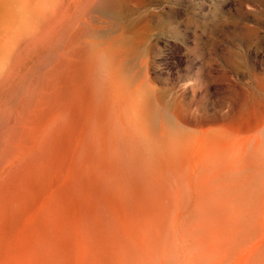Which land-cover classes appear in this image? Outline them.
Returning a JSON list of instances; mask_svg holds the SVG:
<instances>
[{
    "label": "bare ground",
    "instance_id": "obj_1",
    "mask_svg": "<svg viewBox=\"0 0 264 264\" xmlns=\"http://www.w3.org/2000/svg\"><path fill=\"white\" fill-rule=\"evenodd\" d=\"M110 8L0 0V264H264L253 109L186 133L140 83L145 63L127 64L128 44L99 45L82 21Z\"/></svg>",
    "mask_w": 264,
    "mask_h": 264
},
{
    "label": "rangeland",
    "instance_id": "obj_2",
    "mask_svg": "<svg viewBox=\"0 0 264 264\" xmlns=\"http://www.w3.org/2000/svg\"><path fill=\"white\" fill-rule=\"evenodd\" d=\"M130 1L108 0L114 12H89L87 18H82L98 36L95 42L102 46L127 43L131 59L127 64L133 68L138 62L145 63V68L136 69L140 83L149 87L154 103L183 125L186 133L206 138L211 128L237 126L248 109H253L251 137L262 138L264 83L258 90L252 79L264 78V22L260 21L253 33L231 26L223 28L219 17L206 16L218 0ZM203 117L209 125L199 129L196 122ZM191 173L187 171V180L195 174ZM247 225L262 232L259 220L251 219Z\"/></svg>",
    "mask_w": 264,
    "mask_h": 264
},
{
    "label": "crops",
    "instance_id": "obj_3",
    "mask_svg": "<svg viewBox=\"0 0 264 264\" xmlns=\"http://www.w3.org/2000/svg\"><path fill=\"white\" fill-rule=\"evenodd\" d=\"M206 16L221 19L222 27H233L254 32L260 21L264 22V0H218Z\"/></svg>",
    "mask_w": 264,
    "mask_h": 264
}]
</instances>
